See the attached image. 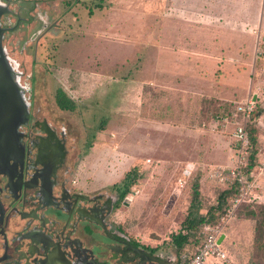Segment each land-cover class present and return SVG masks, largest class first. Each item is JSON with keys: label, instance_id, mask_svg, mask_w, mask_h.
I'll return each mask as SVG.
<instances>
[{"label": "rangeland", "instance_id": "obj_1", "mask_svg": "<svg viewBox=\"0 0 264 264\" xmlns=\"http://www.w3.org/2000/svg\"><path fill=\"white\" fill-rule=\"evenodd\" d=\"M57 2L50 9H58L61 21L40 39L36 64L30 59L24 68L28 86L41 89L51 107L57 88L74 101L73 111L55 109L81 138L80 176L102 184L138 170L141 177L120 202V220L164 256H174L169 234L178 230L194 179L204 213L228 184L216 171L224 175L239 156L234 133L244 115L235 109L222 117L202 99L216 98L229 110L254 102L259 161L249 179L255 186L233 214L219 218L226 258L208 256L205 264H264V253L253 248L255 219L245 217L253 210L260 218L258 204L264 209V0H212L219 7L210 15L201 12L211 0H77L69 9ZM201 23L203 49L193 32ZM219 37L232 40L220 49L207 45ZM34 69L40 71L31 84ZM199 239L186 252L202 233Z\"/></svg>", "mask_w": 264, "mask_h": 264}, {"label": "flooded vegetation", "instance_id": "obj_2", "mask_svg": "<svg viewBox=\"0 0 264 264\" xmlns=\"http://www.w3.org/2000/svg\"><path fill=\"white\" fill-rule=\"evenodd\" d=\"M76 2L62 4L69 9ZM55 3L0 0L1 46L29 104L26 121L0 147V264H179L176 252L164 256L124 226L120 179L95 184L80 176L81 138L55 109L64 110L57 89L51 107L33 86L39 67L28 86L24 68L30 59L36 64L40 39L61 21L58 9H50Z\"/></svg>", "mask_w": 264, "mask_h": 264}, {"label": "trees", "instance_id": "obj_3", "mask_svg": "<svg viewBox=\"0 0 264 264\" xmlns=\"http://www.w3.org/2000/svg\"><path fill=\"white\" fill-rule=\"evenodd\" d=\"M57 105L64 110L73 111L75 109L74 101L67 96V94L61 89L57 88L56 94ZM213 103L218 108V113L222 117H232V113L235 112L236 106H233L232 110L228 108L220 100L216 98H203L202 105ZM203 109V107H202ZM201 109V113H202ZM239 117H243L242 112H238ZM251 121H247L245 129L248 134V146H247V160L245 165L242 167V173L246 178H249L251 172L258 164L259 161V130ZM102 128V127H100ZM138 170L135 167L127 170L123 177L120 179V199H123L131 191V188L136 184L137 180L141 177ZM239 183L233 180L228 183L225 188L221 189L216 196V202L208 206L206 211L201 212V194H200V182L199 178L196 177L191 184L190 201L181 220L178 230L169 234V241L172 245L174 252L181 257V262L187 261L191 255H193L200 245L199 235L204 225H215L218 223L220 216H222L226 208L229 205V201L235 197L238 192ZM263 205L258 204V213L260 218H256V213L251 210L246 218L255 219L254 236H253V248L255 251H262L258 253H264V209H259ZM198 238V244L193 246L192 252L188 253L186 250L192 246L194 240ZM249 264H260L256 261H251Z\"/></svg>", "mask_w": 264, "mask_h": 264}, {"label": "built area", "instance_id": "obj_4", "mask_svg": "<svg viewBox=\"0 0 264 264\" xmlns=\"http://www.w3.org/2000/svg\"><path fill=\"white\" fill-rule=\"evenodd\" d=\"M254 102L248 101L236 106L237 112H242L243 124L237 128L234 133V142L236 144V152L239 156L233 166H231L227 172L223 175L222 170L216 171L217 176L221 179L231 183L236 180L239 183L238 192L233 199L230 206L226 208L225 213L220 216L221 222L226 220L231 214H233V209L238 205L243 199L248 197L254 188V183L249 178H246L242 173V167L245 165L247 160V155L244 154L248 146V134L245 129V124L247 121H251L252 113L254 111ZM253 120V119H252ZM247 153V151H245ZM228 220V219H227ZM218 222L215 225H204L202 228V241L197 247L195 253L189 257V259L182 264H205V260L208 256H216L221 259H225L226 255L220 250V243L218 244V239L223 234V225Z\"/></svg>", "mask_w": 264, "mask_h": 264}, {"label": "water", "instance_id": "obj_5", "mask_svg": "<svg viewBox=\"0 0 264 264\" xmlns=\"http://www.w3.org/2000/svg\"><path fill=\"white\" fill-rule=\"evenodd\" d=\"M17 74L6 59L0 42V147L13 140L16 127L28 117L29 104ZM223 238L224 234H221L218 244Z\"/></svg>", "mask_w": 264, "mask_h": 264}, {"label": "crops", "instance_id": "obj_6", "mask_svg": "<svg viewBox=\"0 0 264 264\" xmlns=\"http://www.w3.org/2000/svg\"><path fill=\"white\" fill-rule=\"evenodd\" d=\"M217 1H218V3H219V0H217ZM211 3H212V0H211ZM216 3H217V2H216ZM209 5H210V7H208V8H206V7L202 8L203 11L201 12V14H203V15H210L211 12L214 13V12L217 10V9H216V10L213 9L214 5H216V4H213V3L210 4V3H209ZM212 6H213V7H212ZM216 7H219L218 4L216 5ZM227 9H228V7H225V9L223 10L224 13H228L229 10H227ZM226 10H227V11H226ZM198 11H199V10H198ZM218 13H220V12H218ZM189 14H190V13H187L188 16H189ZM192 16H193V15H192V12H191V16H190V17H192ZM200 18L203 19V17H200ZM204 24H205V23H201V24H200V25L203 26V28L198 27L196 31H193L194 33H196L197 36H198V35L200 36L199 33L204 32V30H205V28H206V27H204ZM222 30H225V31H226V34L224 33L225 35H231L230 32H228L229 30H228L227 28H223ZM190 31H191V33H192V29H191V28H190ZM219 31H220L221 34H223V32H222L221 30H219ZM192 34H193V33H192ZM221 34H220V35H221ZM199 36H198V37H199ZM198 37H197V39H199ZM200 37L202 38V40H201V42H202L201 48L203 49V48L206 46V44L204 45V43H203L205 40H203L202 35H201ZM231 40H232V38H228V39H227V38H220V37H219L215 42H211V43H212L211 45H209L208 42H207V45H208V46H213V48L216 47L217 49H220V48L223 47L224 45H226V44H230ZM182 61H183V58H182V60H180V62H182ZM223 234H224V238H225V237L227 236V234H226V233H223ZM224 238H223V239H224ZM223 239H222V240H223Z\"/></svg>", "mask_w": 264, "mask_h": 264}]
</instances>
